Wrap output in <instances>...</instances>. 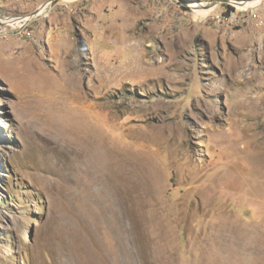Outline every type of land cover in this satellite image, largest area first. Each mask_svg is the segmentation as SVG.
Returning a JSON list of instances; mask_svg holds the SVG:
<instances>
[{
  "label": "rangeland",
  "instance_id": "374dc122",
  "mask_svg": "<svg viewBox=\"0 0 264 264\" xmlns=\"http://www.w3.org/2000/svg\"><path fill=\"white\" fill-rule=\"evenodd\" d=\"M0 264H264V0H0Z\"/></svg>",
  "mask_w": 264,
  "mask_h": 264
},
{
  "label": "built area",
  "instance_id": "2783aa9c",
  "mask_svg": "<svg viewBox=\"0 0 264 264\" xmlns=\"http://www.w3.org/2000/svg\"><path fill=\"white\" fill-rule=\"evenodd\" d=\"M254 8V7H253ZM241 9H243V10H246V11H252V10H250L251 9V7H241ZM248 11V12H249ZM241 15H239L237 12H235V11H232V13H230L229 15H224V16H220V17H218V19L220 20V21H224V20H226V19H230V20H232V18H234V20H232V21H234V22H240V19H239V17H240Z\"/></svg>",
  "mask_w": 264,
  "mask_h": 264
},
{
  "label": "bare ground",
  "instance_id": "6f19581e",
  "mask_svg": "<svg viewBox=\"0 0 264 264\" xmlns=\"http://www.w3.org/2000/svg\"><path fill=\"white\" fill-rule=\"evenodd\" d=\"M32 17H33V16L31 15V16H30V19H31Z\"/></svg>",
  "mask_w": 264,
  "mask_h": 264
}]
</instances>
